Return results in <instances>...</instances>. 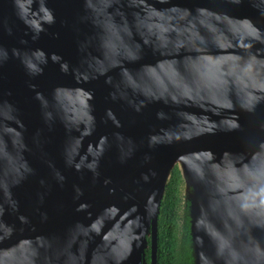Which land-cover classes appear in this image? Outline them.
<instances>
[{"label": "water", "instance_id": "95a60500", "mask_svg": "<svg viewBox=\"0 0 264 264\" xmlns=\"http://www.w3.org/2000/svg\"><path fill=\"white\" fill-rule=\"evenodd\" d=\"M173 167L190 264H264V0H0V264H155Z\"/></svg>", "mask_w": 264, "mask_h": 264}, {"label": "trees", "instance_id": "16d2710c", "mask_svg": "<svg viewBox=\"0 0 264 264\" xmlns=\"http://www.w3.org/2000/svg\"><path fill=\"white\" fill-rule=\"evenodd\" d=\"M156 263L190 264L188 223L180 198V178L175 167L165 185L156 219ZM147 259V249L145 250Z\"/></svg>", "mask_w": 264, "mask_h": 264}, {"label": "rangeland", "instance_id": "374dc122", "mask_svg": "<svg viewBox=\"0 0 264 264\" xmlns=\"http://www.w3.org/2000/svg\"><path fill=\"white\" fill-rule=\"evenodd\" d=\"M184 195H183V193L181 192V187H180V198H181V200L183 201V207H184V210H185V208H186V203H185V200L183 199L184 197H183Z\"/></svg>", "mask_w": 264, "mask_h": 264}]
</instances>
